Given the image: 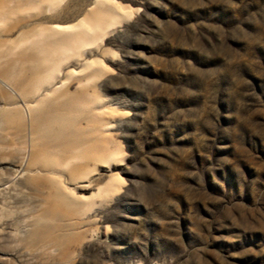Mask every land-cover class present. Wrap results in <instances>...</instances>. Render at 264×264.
I'll return each mask as SVG.
<instances>
[{"label": "rangeland", "instance_id": "1", "mask_svg": "<svg viewBox=\"0 0 264 264\" xmlns=\"http://www.w3.org/2000/svg\"><path fill=\"white\" fill-rule=\"evenodd\" d=\"M112 1L128 19L59 55L53 79L31 40L93 0L12 5L0 23V172L41 150L92 169L77 183L53 166L75 206L41 182L44 166L35 185L15 179L0 264H264V0ZM93 59L101 69L83 71ZM30 106L55 110L73 144L38 137ZM100 151L106 167L83 160Z\"/></svg>", "mask_w": 264, "mask_h": 264}, {"label": "bare ground", "instance_id": "2", "mask_svg": "<svg viewBox=\"0 0 264 264\" xmlns=\"http://www.w3.org/2000/svg\"><path fill=\"white\" fill-rule=\"evenodd\" d=\"M62 0H0V23L5 17L10 13V6L14 5L16 9L19 7L24 10L31 11H41L45 12L53 11L54 8L60 5ZM126 11L119 6L118 3H114L112 0H93L91 6L87 9L86 13L74 24L61 26V25H51L43 26L37 30L35 33L36 40H31L32 48L36 53L37 60L43 65H49L50 70H53L50 73L49 78H54L56 70V59L59 55L72 52L76 55L82 51H86L92 45H94L96 40H103L104 37L109 33L108 28L112 27L115 23H121L122 20L128 19L126 17ZM24 43V42H23ZM98 59L85 60L82 63L83 71L92 70L97 72L98 69H101ZM105 68V67H104ZM106 69V68H105ZM74 72V71H73ZM71 75V74H68ZM39 81L33 82L30 90L25 91V95L29 96L32 91H37L40 88ZM64 84H62L63 86ZM28 91V92H27ZM41 100H38L37 103L40 104ZM88 101L86 99H81L79 101L80 105H86ZM66 107H72L73 104L71 101H66L63 103ZM30 113H33L37 116H42L39 118V124L35 127V134L38 137L44 138L51 144H53L58 150L66 149L63 144L66 142L72 143L71 130L68 128H56L55 124L57 121L63 123V118L55 110L49 111L46 114L44 112H38L37 108L29 107ZM44 123V124H43ZM69 122L65 121L64 124ZM70 126V124H69ZM71 148L68 146V149ZM85 161H94L93 164L98 166L106 167L109 164L110 157L104 156L103 152H91L87 157H83ZM62 166V168H67L69 173V179L77 182L84 183L88 182V179L92 173L89 165L84 162V164L76 166H71L72 162L67 164L58 161L53 154L49 151H37L35 154H32L31 160L24 167L23 165L16 166V169H11L6 176L0 172V204H6V198L4 193L6 189H15V179L23 177L24 175L29 174L27 178L28 184L35 185L37 178L34 173H39L34 169L35 166L40 165L46 168V171L50 173L51 176L43 174L41 177V182L45 186L50 187L54 190V197L58 201H69L70 206H75L80 200L74 196L69 190L64 189L62 183L63 180L60 179V176L54 172L53 166L55 165ZM96 167V166H95ZM100 192V190H99ZM4 217H9L5 212L1 213L0 211V226H4L2 219ZM44 235L45 231L42 232ZM0 245V250H1Z\"/></svg>", "mask_w": 264, "mask_h": 264}]
</instances>
